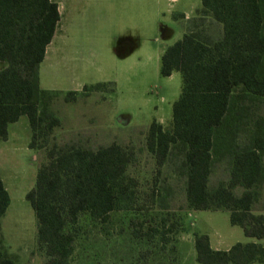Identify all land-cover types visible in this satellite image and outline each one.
<instances>
[{
  "label": "trees",
  "instance_id": "16d2710c",
  "mask_svg": "<svg viewBox=\"0 0 264 264\" xmlns=\"http://www.w3.org/2000/svg\"><path fill=\"white\" fill-rule=\"evenodd\" d=\"M206 17L221 25L219 37L206 33ZM58 20L52 0H0V61L6 63L0 69V138H7L9 123L25 115L28 147L42 153L34 186L25 195L35 215L42 264H69L73 226L81 215L104 222L113 211L139 207L142 199L138 179L129 173L132 148L56 139L61 120L50 101L62 92L40 88L39 66ZM174 71L181 88L171 127L153 119L145 134L156 175L143 200L167 208L172 188L165 179L174 178L187 208L228 211L230 224L244 236L264 239V206L256 208L264 196V0H201L192 24L160 56V75ZM107 84L84 85L64 99ZM163 167L170 170L159 179ZM216 168L226 177L212 182ZM9 201L0 178V218ZM194 249L200 264H264V245L255 241L213 249L207 234L195 233ZM0 264H28L1 248V232Z\"/></svg>",
  "mask_w": 264,
  "mask_h": 264
},
{
  "label": "rangeland",
  "instance_id": "374dc122",
  "mask_svg": "<svg viewBox=\"0 0 264 264\" xmlns=\"http://www.w3.org/2000/svg\"><path fill=\"white\" fill-rule=\"evenodd\" d=\"M195 2H66L60 33L47 46V59L40 66V86L62 92L50 101L61 120L56 139L60 144L91 148L111 142L132 148L129 173L138 179L142 198L139 207L113 211L104 222L81 215L73 226L69 264H200L195 260V233L207 234L211 247L217 249L249 240L239 226L230 224L228 211L187 208L180 182L174 178L165 179L172 188L167 208L143 200L156 175L154 159L145 149L147 127L153 119L164 129L171 127L172 104L181 88L178 71L160 75V56L181 37L176 20L179 8ZM218 29L210 24L206 33L216 35ZM98 82L108 84L65 101L67 91H81L84 85ZM23 121L11 126L16 130L7 145L15 146L14 150L0 154V178L10 198L0 218L1 248L21 262L42 264L36 249L35 215L25 198L34 186L42 153L25 146L29 128ZM169 170L163 167L159 179ZM223 177L226 174L216 168L212 182ZM261 206L264 196L256 208Z\"/></svg>",
  "mask_w": 264,
  "mask_h": 264
},
{
  "label": "crops",
  "instance_id": "0c3cea01",
  "mask_svg": "<svg viewBox=\"0 0 264 264\" xmlns=\"http://www.w3.org/2000/svg\"><path fill=\"white\" fill-rule=\"evenodd\" d=\"M52 1H54L56 4H57V7H58V12H59V20H58V22H57V25H56V28H55V31H54V34H53V36H52V38H51V40H50V42H49V44H51V43H55L56 41V37L59 35V33H60V26H61V19H62V17L65 15V12H66V2L68 1V0H52ZM200 8H201V0H196V2L194 3V4H184V5H182V7L181 8H179L180 10H179V14L177 15L178 17V19L176 18V20H179V22H180V25H181V30H182V34L185 32V30H186V27H187V25L189 24V25H191L192 24V20L194 19V18H196V16H197V13H198V10H200ZM206 22H208V23H210V24H212V25H215V26H218V31H216V35H213L215 38H217V37H219L220 36V32H221V25L220 24H218V23H214L213 21H211L210 19H209V17H206ZM182 34H181V36H182ZM181 38V37H180ZM48 44V45H49ZM47 45V46H48ZM47 59V47H46V50H45V55H44V58H43V60H42V62L40 63V66L42 65V63L45 61ZM6 66V63L5 62H3V61H0V69H3L4 67ZM39 66V86H40V67ZM40 88L41 89H44V88H42L41 86H40ZM47 90H52V89H47ZM172 118V117H171ZM21 120H24L23 122V125H27L28 126V128H29V124H28V119H27V117L25 116V115H22V116H20L19 117V119L17 120V121H15V122H12V123H9L8 124V126H7V138L6 139H1L0 138V154H4V153H7V152H9V151H13L14 150V147L15 146H13L12 148H10V147H8V143H10V142H13L12 141V138H13V135H14V131L16 130V128H12L11 129V126H15L16 124H19V122L21 121ZM155 120V119H154ZM157 122H159L161 125L163 124V123H161L160 121H157ZM170 123H171V121H170ZM162 127H164L163 125H162ZM29 138H30V128H29ZM28 139L26 138V140H25V142H24V144H25V146H27L28 147ZM29 148V147H28ZM16 149V148H15ZM30 149V148H29ZM31 150H33V149H31ZM34 151V150H33ZM35 152V151H34ZM2 157H0V159H1ZM262 214H263V216H264V211H262L261 212ZM246 237V236H245ZM247 238H249V240L248 241H255V242H259V243H262L263 245H264V239H255V238H250V237H247ZM248 241H245V242H248ZM211 246V245H210ZM230 247V246H229ZM228 247V248H229ZM213 248V247H212ZM228 248H226V249H228ZM213 249H217V248H213ZM252 264H254V263H252ZM259 264V263H258Z\"/></svg>",
  "mask_w": 264,
  "mask_h": 264
}]
</instances>
